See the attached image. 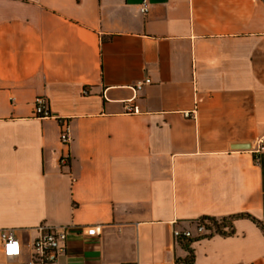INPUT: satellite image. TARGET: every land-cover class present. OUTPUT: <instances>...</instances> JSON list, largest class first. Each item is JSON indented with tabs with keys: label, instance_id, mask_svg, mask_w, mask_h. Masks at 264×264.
<instances>
[{
	"label": "crops",
	"instance_id": "0c3cea01",
	"mask_svg": "<svg viewBox=\"0 0 264 264\" xmlns=\"http://www.w3.org/2000/svg\"><path fill=\"white\" fill-rule=\"evenodd\" d=\"M149 2L0 0V231L21 247L0 238V264L45 224L74 227L56 264H177L202 217L264 226V0ZM233 225L193 264H264V229Z\"/></svg>",
	"mask_w": 264,
	"mask_h": 264
},
{
	"label": "built area",
	"instance_id": "2783aa9c",
	"mask_svg": "<svg viewBox=\"0 0 264 264\" xmlns=\"http://www.w3.org/2000/svg\"><path fill=\"white\" fill-rule=\"evenodd\" d=\"M149 0H142L140 9L143 13H147L149 10ZM150 79L138 82L136 84V90L142 89L144 84L150 83ZM35 113L37 117L49 118L52 117V113L46 108L44 97H37L35 100ZM61 140L64 144L69 143L71 137L68 132V124L62 120ZM62 165L68 164V158L63 157L61 159ZM73 226H52L41 225L38 227L39 235L33 242V256L29 264H56L60 255L67 249L66 244L68 242L70 234L73 232ZM199 234L205 232V226L201 223L197 226ZM83 232L87 236H96L98 234L95 226L83 227ZM194 234L191 230L175 231L176 239L179 236L192 237ZM0 238L3 242V248L8 256H18L21 252L19 239L16 237L15 230L4 229L0 231ZM61 243H65L63 246ZM169 264V263H166Z\"/></svg>",
	"mask_w": 264,
	"mask_h": 264
},
{
	"label": "trees",
	"instance_id": "16d2710c",
	"mask_svg": "<svg viewBox=\"0 0 264 264\" xmlns=\"http://www.w3.org/2000/svg\"><path fill=\"white\" fill-rule=\"evenodd\" d=\"M236 217H249L252 220H254L256 223H258L263 229L264 226L263 224L255 217H253L250 214H239V215H233L229 217H225L222 219H218L215 217H202L196 222L199 224H203L205 226V232L201 233L196 236L192 237H185V236H179L177 238V242L179 245H181L187 252L188 256L184 259L179 258L177 260V264H193L195 260V254L194 250L191 247L192 242L195 239L202 238V237H208L212 236L215 234H222V235H228V234H233L234 233V225H233V220Z\"/></svg>",
	"mask_w": 264,
	"mask_h": 264
},
{
	"label": "water",
	"instance_id": "95a60500",
	"mask_svg": "<svg viewBox=\"0 0 264 264\" xmlns=\"http://www.w3.org/2000/svg\"><path fill=\"white\" fill-rule=\"evenodd\" d=\"M235 148H237V149H248V148H250V146L249 145L240 144V145H236Z\"/></svg>",
	"mask_w": 264,
	"mask_h": 264
}]
</instances>
